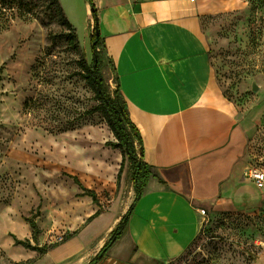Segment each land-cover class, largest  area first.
I'll list each match as a JSON object with an SVG mask.
<instances>
[{
    "label": "crops",
    "instance_id": "1",
    "mask_svg": "<svg viewBox=\"0 0 264 264\" xmlns=\"http://www.w3.org/2000/svg\"><path fill=\"white\" fill-rule=\"evenodd\" d=\"M199 1L93 0L104 40L102 63L112 67L151 171L125 230L98 264H167L188 251L206 216L256 215L264 209V192L244 178L253 168L252 140L216 83L200 36ZM59 3L72 25L82 23L90 44L88 3ZM90 131L32 138L54 154L53 171L65 177L58 194L69 222L66 232L78 231L39 259L30 254L33 264H88L134 200L132 183L121 200L130 173L125 161L118 181L123 155L107 146L115 141L111 131ZM73 177L96 194L98 205ZM105 190L116 194L107 209ZM252 264H264V250Z\"/></svg>",
    "mask_w": 264,
    "mask_h": 264
},
{
    "label": "rangeland",
    "instance_id": "2",
    "mask_svg": "<svg viewBox=\"0 0 264 264\" xmlns=\"http://www.w3.org/2000/svg\"><path fill=\"white\" fill-rule=\"evenodd\" d=\"M14 1L7 11L13 19L0 18V264L38 256L15 245L11 235L40 248L60 242L68 230L58 194L65 177L53 171L54 154L32 138L107 127L101 111L85 114L99 102L78 65L83 57L91 61L82 23L73 25L78 46L72 45L52 9L46 10L49 0ZM197 17L216 83L252 140L250 164L264 169V0H200ZM101 74L114 92L112 67L103 65ZM66 132L73 133L61 135ZM128 186L130 180L122 201ZM102 192L107 209L116 194ZM27 218L40 229L35 241ZM263 250L264 209L208 215L188 251L167 264H252Z\"/></svg>",
    "mask_w": 264,
    "mask_h": 264
},
{
    "label": "trees",
    "instance_id": "3",
    "mask_svg": "<svg viewBox=\"0 0 264 264\" xmlns=\"http://www.w3.org/2000/svg\"><path fill=\"white\" fill-rule=\"evenodd\" d=\"M91 8V14L93 18V29L90 35V49H91V61L83 57L78 62V65L82 71L81 75L85 81L91 86L93 92L95 93V98L99 104L89 111L85 112L86 115L93 114L95 112L101 111L105 123L115 141L107 143L112 149H120L123 155V161L118 175V181L121 177V172L123 170L125 161L128 162V169L130 173V181L133 185L135 197L130 205L127 212L121 217L117 226L110 233V238L99 251V253L88 263V264H98L106 255L110 247L116 243L120 238L123 231L125 230L129 218L133 213L135 204L142 196V192L148 179L151 176L150 166L143 161V145L141 135L138 129L131 122L126 104L122 98L119 85L116 83V89L114 92H110L109 87L106 85L104 78L101 74L102 63V48L104 47V40L101 38L98 15L96 7L94 6L93 0H85ZM14 0H0V18L5 20L13 19V14L7 15V11L12 12ZM56 15L58 23L64 28L62 36L65 37L69 44L78 46V37L76 30L73 25L68 21L63 8L61 7L59 0H49L46 10H50ZM75 184H77L81 189L84 190V194L91 197L92 201L98 205V199L93 191L86 190L82 187L77 178L73 177ZM99 212L88 219L87 223L95 218ZM26 221L32 231V240H36L37 236L40 234V229L38 228L35 218H27ZM77 232H66L64 237L60 242L54 243L48 246L37 247L32 246L29 240H17L15 236L11 235L14 240L15 245H20L28 250L37 251L38 259L47 254L48 250L58 247L59 245L65 243L75 235ZM36 260H29L19 264H33Z\"/></svg>",
    "mask_w": 264,
    "mask_h": 264
},
{
    "label": "built area",
    "instance_id": "4",
    "mask_svg": "<svg viewBox=\"0 0 264 264\" xmlns=\"http://www.w3.org/2000/svg\"><path fill=\"white\" fill-rule=\"evenodd\" d=\"M244 178L264 192V169L248 168L244 172ZM201 213L205 217L204 211Z\"/></svg>",
    "mask_w": 264,
    "mask_h": 264
},
{
    "label": "water",
    "instance_id": "5",
    "mask_svg": "<svg viewBox=\"0 0 264 264\" xmlns=\"http://www.w3.org/2000/svg\"><path fill=\"white\" fill-rule=\"evenodd\" d=\"M252 90L254 91V92H256L257 90H258V88H257V86H253V88H252Z\"/></svg>",
    "mask_w": 264,
    "mask_h": 264
}]
</instances>
